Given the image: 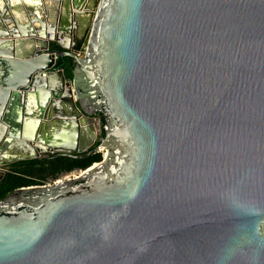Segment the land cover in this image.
Here are the masks:
<instances>
[{
  "label": "water",
  "instance_id": "obj_1",
  "mask_svg": "<svg viewBox=\"0 0 264 264\" xmlns=\"http://www.w3.org/2000/svg\"><path fill=\"white\" fill-rule=\"evenodd\" d=\"M27 1L0 0V181L104 158L0 200V264H264V0Z\"/></svg>",
  "mask_w": 264,
  "mask_h": 264
},
{
  "label": "trees",
  "instance_id": "obj_2",
  "mask_svg": "<svg viewBox=\"0 0 264 264\" xmlns=\"http://www.w3.org/2000/svg\"><path fill=\"white\" fill-rule=\"evenodd\" d=\"M57 66L61 67L65 73L67 79L71 80L73 77V69L75 64L70 58L60 59L57 62ZM103 135V134H102ZM67 159L63 157L48 158L44 160H29L18 162L11 165L5 173V176L0 182V200L5 199L8 195L15 190L35 185H43L46 181L48 174V168H52L62 164ZM101 161L100 154H94L91 156H84L82 159L70 160V166L68 170L74 167L80 169H86L90 165ZM51 165V166H50ZM53 173V172H52ZM54 175L53 178H56Z\"/></svg>",
  "mask_w": 264,
  "mask_h": 264
},
{
  "label": "flooded vegetation",
  "instance_id": "obj_3",
  "mask_svg": "<svg viewBox=\"0 0 264 264\" xmlns=\"http://www.w3.org/2000/svg\"><path fill=\"white\" fill-rule=\"evenodd\" d=\"M99 117V116H98ZM57 158V157H63V158H65V159H67V161H64L62 164H60L59 166H58V168H57V166H55V167H52V168H48V171L46 172L47 174H48V176H47V178H46V181H45V183L46 182H48V181H51V180H53V179H56V178H58L59 176H61L62 174H64V173H71V172H73L74 170H76V169H80V168H77V167H74V168H72L71 170H68L69 169V166H70V160H72V161H74V160H76V159H82V157H84V156H81L80 158H71V157H68V156H45V157H43V158H41V159H39V160H44V159H48V158ZM87 157V156H86ZM51 166V165H50ZM53 172V173H52ZM54 175H57V177L56 178H53L54 177ZM1 182V181H0Z\"/></svg>",
  "mask_w": 264,
  "mask_h": 264
},
{
  "label": "built area",
  "instance_id": "obj_4",
  "mask_svg": "<svg viewBox=\"0 0 264 264\" xmlns=\"http://www.w3.org/2000/svg\"><path fill=\"white\" fill-rule=\"evenodd\" d=\"M82 52H83V51H81L79 57H81ZM73 101H74V102L77 101L76 96L74 95V93H73ZM99 123H100V122H99ZM98 154L101 155V161H100V162H102V161H103V158H104V152L99 151ZM72 173H73V172H72ZM72 173H69L68 175H66L65 177H63V180H62V179H58V180L55 181V182H56V183H57V182H61V181H64L65 178H70V177H68L69 175H73L72 178H74V177H76V176H77V177L80 176V173H74V174H76V175H74V174H72ZM72 178H70V179L72 180ZM70 179H69V180H70ZM75 179H76V178H75Z\"/></svg>",
  "mask_w": 264,
  "mask_h": 264
},
{
  "label": "bare ground",
  "instance_id": "obj_5",
  "mask_svg": "<svg viewBox=\"0 0 264 264\" xmlns=\"http://www.w3.org/2000/svg\"><path fill=\"white\" fill-rule=\"evenodd\" d=\"M13 3H15V2H18V1H20V0H11ZM27 2H29V3H34L35 4V2H33V1H31V0H28ZM75 178H77V176L76 177H74V178H72V179H75ZM70 178H65L64 179V181H61V182H66V181H68ZM71 180V179H70ZM61 182H57L56 184H59V183H61Z\"/></svg>",
  "mask_w": 264,
  "mask_h": 264
},
{
  "label": "rangeland",
  "instance_id": "obj_6",
  "mask_svg": "<svg viewBox=\"0 0 264 264\" xmlns=\"http://www.w3.org/2000/svg\"><path fill=\"white\" fill-rule=\"evenodd\" d=\"M82 55H83V52H82V54H81V57H82ZM72 174H74V173H72ZM74 175H76V174H74ZM72 176H73V175H69L68 177L72 178ZM58 179H62V180H63L62 177H59ZM48 182H49V181H48ZM46 183H47V182H46Z\"/></svg>",
  "mask_w": 264,
  "mask_h": 264
}]
</instances>
